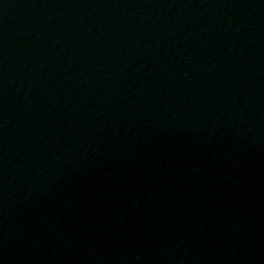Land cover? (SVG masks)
<instances>
[{
	"label": "water",
	"instance_id": "water-1",
	"mask_svg": "<svg viewBox=\"0 0 264 264\" xmlns=\"http://www.w3.org/2000/svg\"><path fill=\"white\" fill-rule=\"evenodd\" d=\"M0 264H264V0H0Z\"/></svg>",
	"mask_w": 264,
	"mask_h": 264
}]
</instances>
